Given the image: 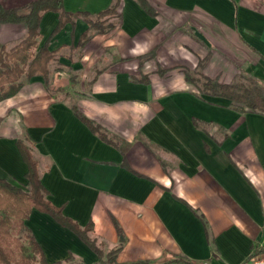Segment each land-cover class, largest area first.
I'll return each mask as SVG.
<instances>
[{"label": "crops", "instance_id": "crops-1", "mask_svg": "<svg viewBox=\"0 0 264 264\" xmlns=\"http://www.w3.org/2000/svg\"><path fill=\"white\" fill-rule=\"evenodd\" d=\"M35 1L0 0V7ZM115 1L64 0L63 9L94 16ZM145 1L155 16L136 0H119L116 28L81 50L88 30L81 17L51 38L59 14L44 15L40 47L50 40L58 58L49 81L24 78L19 93L0 102V179L28 187L17 146L24 141L49 200L82 227L92 222L105 253L121 249L118 264H248L264 251V116L202 95L187 74L204 62L209 79L247 76L264 89V0ZM27 35L25 24H0L7 50ZM151 53L156 58L141 67ZM26 223L49 263L70 254L97 262L49 215L34 210Z\"/></svg>", "mask_w": 264, "mask_h": 264}, {"label": "trees", "instance_id": "trees-1", "mask_svg": "<svg viewBox=\"0 0 264 264\" xmlns=\"http://www.w3.org/2000/svg\"><path fill=\"white\" fill-rule=\"evenodd\" d=\"M64 0H38L21 9L6 10L0 7V24H25L28 28L27 37L14 48L7 50L0 45V102L16 96L22 88V80L42 76L46 82L50 78V65L58 58L57 52L49 50V41L40 47V25L46 13H58L59 25L52 33L55 37L68 23L82 18L88 30L82 36L78 49L81 50L95 36L105 35L117 26L119 0L114 5L97 15L68 14L63 9ZM152 16H155L145 0H136ZM50 38V39H51ZM156 54H146L140 58V66L155 59ZM199 69L187 74V82L195 85L202 95L221 97L231 101L232 105L242 114H259L264 116V89L250 77L241 76L232 84H221L203 75L204 62ZM160 73H164L161 71ZM198 77L200 79L198 80ZM147 81V80H145ZM77 117L104 142L114 145L95 122L75 111ZM197 125V122H195ZM29 141V140H26ZM18 149L28 167L26 179L28 187L22 189L6 180L0 179V264H86L78 261L72 254L65 261L49 263L32 230L28 227L32 212L37 210L49 215L61 227L74 233L90 250L96 254L95 264H118L120 248L105 253L102 245L91 234L94 231L92 222L82 227L78 222L64 213V207L55 206L48 198L49 192L42 184L38 162L31 147L24 141L17 142ZM118 231L121 233L120 228ZM132 264H152L140 261ZM165 264H191L186 260L174 259Z\"/></svg>", "mask_w": 264, "mask_h": 264}, {"label": "built area", "instance_id": "built-area-1", "mask_svg": "<svg viewBox=\"0 0 264 264\" xmlns=\"http://www.w3.org/2000/svg\"><path fill=\"white\" fill-rule=\"evenodd\" d=\"M248 264H264V251L254 253Z\"/></svg>", "mask_w": 264, "mask_h": 264}, {"label": "rangeland", "instance_id": "rangeland-1", "mask_svg": "<svg viewBox=\"0 0 264 264\" xmlns=\"http://www.w3.org/2000/svg\"><path fill=\"white\" fill-rule=\"evenodd\" d=\"M204 69V68H203ZM202 72H203V70H202ZM200 79V77H198V80ZM201 80V79H200ZM120 264V263H119ZM122 264V263H121Z\"/></svg>", "mask_w": 264, "mask_h": 264}]
</instances>
